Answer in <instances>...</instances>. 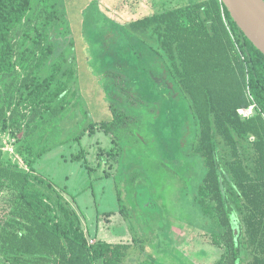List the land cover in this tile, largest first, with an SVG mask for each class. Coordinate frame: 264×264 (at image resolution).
I'll list each match as a JSON object with an SVG mask.
<instances>
[{
    "label": "rangeland",
    "instance_id": "1",
    "mask_svg": "<svg viewBox=\"0 0 264 264\" xmlns=\"http://www.w3.org/2000/svg\"><path fill=\"white\" fill-rule=\"evenodd\" d=\"M55 1L51 13L35 0L13 32L17 74L14 84L0 76V102L8 93L19 101L29 65L47 51L34 39L41 33L44 40L48 28L57 61L64 52L77 66L75 105L58 122L51 113L20 111L5 130L0 123L2 158L47 177L77 211L89 242L131 245L121 264H221L223 250L213 242L215 220L196 204L203 161L184 158L197 132L191 110L151 48H160L154 27L134 26L188 0ZM113 69L125 75L120 85L130 88V98L141 100V107L117 93L120 77L105 74ZM46 72L44 66L38 69L40 77ZM112 104L130 111L132 121L142 119L132 136L119 139L101 127L113 119ZM84 128L81 140H74ZM42 146L50 148L40 155ZM79 154L81 159L72 160ZM10 196L1 194L0 207L12 208Z\"/></svg>",
    "mask_w": 264,
    "mask_h": 264
},
{
    "label": "trees",
    "instance_id": "2",
    "mask_svg": "<svg viewBox=\"0 0 264 264\" xmlns=\"http://www.w3.org/2000/svg\"><path fill=\"white\" fill-rule=\"evenodd\" d=\"M34 1L0 0V76L12 84L17 74L13 32ZM40 1L56 13L55 0ZM134 26L154 27L160 48H151L162 58L195 121L191 153L184 158L199 156L203 161L205 173L196 204L215 220L213 242L223 250L220 263L264 264V54L245 35L223 0H188L146 16ZM47 29L42 31L44 40L41 33L34 39L47 51L29 65L18 88L19 101L8 93L0 102L4 130L8 119L20 111L51 113L58 122L75 105L77 66L64 52L57 61ZM43 66L47 72L40 77L38 69ZM105 74L120 77L115 81L117 93L128 95L127 102H139L141 107V100L130 98V88L120 85L125 77L121 71ZM110 106L113 119L101 127L119 139L126 133L132 136L131 129L142 119L132 121L130 111ZM250 109L252 113L247 112ZM95 124L89 126L93 129ZM86 131L73 139L81 140ZM49 148L42 146L39 154ZM81 158L79 154L72 160ZM3 192L11 194L12 208L0 207V264H121L130 255L129 244H91L77 211L53 183L33 167L7 163L0 151V198Z\"/></svg>",
    "mask_w": 264,
    "mask_h": 264
},
{
    "label": "water",
    "instance_id": "3",
    "mask_svg": "<svg viewBox=\"0 0 264 264\" xmlns=\"http://www.w3.org/2000/svg\"><path fill=\"white\" fill-rule=\"evenodd\" d=\"M245 35L264 54V0H223ZM139 187L143 183L138 184Z\"/></svg>",
    "mask_w": 264,
    "mask_h": 264
},
{
    "label": "built area",
    "instance_id": "4",
    "mask_svg": "<svg viewBox=\"0 0 264 264\" xmlns=\"http://www.w3.org/2000/svg\"><path fill=\"white\" fill-rule=\"evenodd\" d=\"M90 243H91V244H93V243H94V241H93V240H91V241H90Z\"/></svg>",
    "mask_w": 264,
    "mask_h": 264
}]
</instances>
